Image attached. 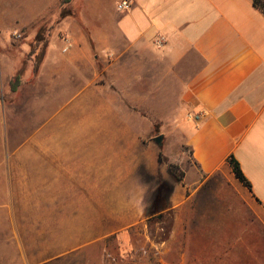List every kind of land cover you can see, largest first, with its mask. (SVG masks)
Segmentation results:
<instances>
[{
	"label": "crops",
	"instance_id": "crops-1",
	"mask_svg": "<svg viewBox=\"0 0 264 264\" xmlns=\"http://www.w3.org/2000/svg\"><path fill=\"white\" fill-rule=\"evenodd\" d=\"M100 1L93 0L91 8L101 25L91 31L96 51L106 54L109 84L84 86L60 112L58 127L68 137L38 138L32 144L38 147L24 150L23 188H33L28 205L36 216L30 223L45 225L48 209H72L79 201L84 212L70 214L66 222L88 227L71 238L98 241L148 217L142 178L157 174L161 161L135 120L134 112H148V101L130 88L149 73L151 81L179 82L175 110L185 113L192 152L182 163V181L170 186L167 210L175 218L165 244L167 264H186L184 253L170 254L179 250L181 233L187 240L180 224L187 217L193 222L215 188H229L228 181L245 203L248 238L258 222L264 239V14L254 0H132L126 12L117 10L122 0H116L113 19ZM80 41L73 38L71 56L60 62L53 58L59 43L52 42L48 60L61 65L56 74L67 72L68 65L73 72L82 55L90 56ZM66 141L72 142L68 150L62 147ZM231 156L251 190L235 177ZM75 188L78 196L65 195L78 192ZM201 212L198 216L208 214Z\"/></svg>",
	"mask_w": 264,
	"mask_h": 264
},
{
	"label": "rangeland",
	"instance_id": "rangeland-1",
	"mask_svg": "<svg viewBox=\"0 0 264 264\" xmlns=\"http://www.w3.org/2000/svg\"><path fill=\"white\" fill-rule=\"evenodd\" d=\"M115 1H100L113 19ZM92 4L93 0H0V264H167L165 244L175 218L174 212L167 210L170 186L176 176H184L181 166L192 152L183 126L185 113L175 110L179 82L151 81L149 73H143L130 88L148 101V112H134L135 120L161 157L160 171L142 178L141 186L148 190L150 199L148 217L125 232L98 241L71 238L88 227L69 223L70 214L86 208L79 201L72 209H48L45 225L30 223L36 216L28 205L33 188H23L24 150L29 153L30 146L38 147L32 145L38 138L68 137L66 130L58 127L60 112L84 86L109 84L106 54L96 51L91 31L101 25ZM62 14L68 16L62 18ZM64 36L72 44L68 52L63 51ZM73 38L83 41L80 46L89 47L90 56L82 55L73 72L68 65L67 72L56 74L61 65L55 62L71 56ZM53 41L59 43L53 56L58 61L48 60ZM134 55L132 52L130 56ZM115 57L109 61H116ZM16 76H20L21 84L13 92L10 83ZM57 128L61 130L57 132ZM159 136L160 144L155 141ZM71 143L66 141L62 147L68 150ZM227 184L229 188H215L216 193L202 204V212L191 218L193 222L188 217L182 221L180 231L187 229V240L182 241L181 233L179 250L170 254L184 253L186 264H264L263 225L256 222L250 240L245 203L239 199L238 189L229 181ZM51 195H55L54 188ZM65 195L78 196L79 191ZM47 202L48 206L55 205ZM200 212L208 214L198 216ZM215 212L220 215L215 216ZM160 214L163 218L156 219ZM166 234L168 239L162 242Z\"/></svg>",
	"mask_w": 264,
	"mask_h": 264
},
{
	"label": "trees",
	"instance_id": "trees-1",
	"mask_svg": "<svg viewBox=\"0 0 264 264\" xmlns=\"http://www.w3.org/2000/svg\"><path fill=\"white\" fill-rule=\"evenodd\" d=\"M71 1L72 0H64V3H69ZM254 7L264 14V0H254ZM67 16L68 15L62 14V18H65ZM20 84H21V78H20V76H16L15 79L12 80L11 83H10L11 90L13 92H16L18 90V87L20 86ZM160 161H161V157H160ZM228 163L232 167V170H233V173H234L235 177L244 186H246L248 189L251 190V184H250V182L247 180V178L245 177L244 173L242 172V169L240 167V164L235 160V158L233 156H231L228 159ZM182 177H183L182 175L181 176H176L175 181L181 182L182 181ZM155 217H156V219L161 220L163 218V215L160 214L159 216H155ZM167 235L168 234H166L162 238V240H161L162 242L167 241V239H168V236Z\"/></svg>",
	"mask_w": 264,
	"mask_h": 264
},
{
	"label": "built area",
	"instance_id": "built-area-1",
	"mask_svg": "<svg viewBox=\"0 0 264 264\" xmlns=\"http://www.w3.org/2000/svg\"><path fill=\"white\" fill-rule=\"evenodd\" d=\"M132 4H133L132 0H122V1L118 2L117 10L120 12L129 11L132 7ZM63 41L65 42V46L63 48V51L68 52L70 50L71 45H72L71 41H70L69 37H67V36H64Z\"/></svg>",
	"mask_w": 264,
	"mask_h": 264
},
{
	"label": "water",
	"instance_id": "water-1",
	"mask_svg": "<svg viewBox=\"0 0 264 264\" xmlns=\"http://www.w3.org/2000/svg\"><path fill=\"white\" fill-rule=\"evenodd\" d=\"M155 141L160 144L162 142V136L157 137Z\"/></svg>",
	"mask_w": 264,
	"mask_h": 264
}]
</instances>
